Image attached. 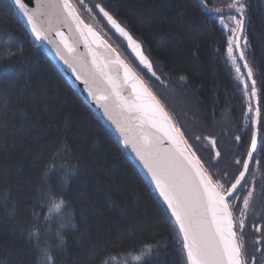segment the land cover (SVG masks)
<instances>
[{
  "label": "trees",
  "instance_id": "16d2710c",
  "mask_svg": "<svg viewBox=\"0 0 264 264\" xmlns=\"http://www.w3.org/2000/svg\"><path fill=\"white\" fill-rule=\"evenodd\" d=\"M72 2L84 23L141 76L214 180L226 188L243 168L259 108L257 148L231 208L238 233L244 219L248 264H264V0H241V48L253 69L256 105L250 81L245 95L228 59V33L218 21L232 22V0H206L207 7L199 0ZM96 5L141 44L160 81L140 66ZM206 137L220 153L215 162ZM67 168L74 174L64 183ZM247 186L254 188L252 209L242 217ZM50 197L66 206L61 216L48 219ZM145 245L153 248L139 264H186L170 215L141 170L34 40L12 0H0V262L38 264L46 247L52 264H102L113 255L115 264H132L131 255H141Z\"/></svg>",
  "mask_w": 264,
  "mask_h": 264
},
{
  "label": "snow or ice",
  "instance_id": "6c2138e0",
  "mask_svg": "<svg viewBox=\"0 0 264 264\" xmlns=\"http://www.w3.org/2000/svg\"><path fill=\"white\" fill-rule=\"evenodd\" d=\"M201 4L207 7L206 0H201ZM15 6L27 18V23L31 26L36 40H47V34L38 25L35 17L45 14L51 16L54 10L59 9L60 15L66 22L75 24L77 32L86 44L89 36L94 42L103 43L92 28L81 20L72 0H37V8L31 13L23 0H15ZM96 7L116 31L128 40L131 47L139 48L129 33L108 12L100 5ZM228 8L239 13L237 17L229 12L235 27L225 26L226 30L232 33L228 39L229 59L238 74L237 78L243 85L245 95L249 93L248 81L250 80L251 97L255 98L257 89L253 69L245 59L244 50L241 48V34L245 27V6L241 0H232ZM56 35L64 48L71 53L73 49L64 34L57 31ZM244 42L246 43V39ZM233 44H235V50L239 52V60L244 61L243 68L247 70L246 79L240 75L241 68L233 54ZM57 55L59 56V52ZM138 56L140 63L152 71L151 63L142 52L138 53ZM60 59L72 67L76 79L86 85L88 96L102 111L105 119L114 126L119 134L120 142L125 148H131L136 159L151 178L156 192L166 205V211L170 213V221L174 230L177 231L178 243L181 245L186 264H248L242 236L245 227L244 219L240 220L238 233L228 198L233 197L234 191L241 185V181L249 171L250 161L257 147V131L255 130L257 120L255 118L252 120L251 145L247 158L242 162L243 170L239 171V175L231 186L226 188L219 180H214L196 152L192 150L185 135L172 123L171 117L156 96L143 80L120 60L118 55L115 63L120 64L124 69L123 82L111 75L108 65L112 61L101 64L94 59V71L82 74L77 72L64 57L60 56ZM152 74L155 75V72ZM124 85L131 87L133 99L123 94ZM248 111H252L251 107ZM259 113L260 110L257 108V117ZM236 140L239 141L240 137L237 136ZM212 143L215 146L214 140ZM216 155L219 157L220 153L217 152ZM236 163L240 164L241 160L237 159ZM251 195L252 192L249 191L244 200V209L248 208ZM240 215L243 217L245 212L241 211ZM255 230L260 232L261 228L257 227ZM256 243L259 244L260 241L257 240ZM152 248V245H145V251L141 253V256L145 253L150 254ZM256 251L259 252L261 249L257 248Z\"/></svg>",
  "mask_w": 264,
  "mask_h": 264
},
{
  "label": "water",
  "instance_id": "95a60500",
  "mask_svg": "<svg viewBox=\"0 0 264 264\" xmlns=\"http://www.w3.org/2000/svg\"><path fill=\"white\" fill-rule=\"evenodd\" d=\"M199 1L201 2V0H199ZM12 2L14 4V6H15V0H12ZM23 3L29 9L30 13H31L32 10L37 8V0H23ZM15 8L17 9L21 19L23 20L26 28L28 29V31L30 32V34L32 35L34 40L42 47L44 52L56 63V65L64 73V75L69 80V82L75 87V89L80 93V95L85 99V101L93 108V110L103 120V122L106 124V126L108 127L110 132L113 134V136L119 142L120 146L124 149L126 154L138 166V168L141 170V172L143 173V175L145 176V178L147 179V181L149 182V184L151 185V187L155 191L156 195L159 197V193L156 192L155 186L151 182V178L147 175L146 171L143 169V166L136 159L135 154L131 151V148L130 147L129 148H125V146L120 142L119 134L115 131L114 126H112L110 124V122L105 119V117L103 116L102 111L96 106V104L88 96V93L86 91V85L81 83L80 81H78L76 79V76L73 74L72 67H69L68 64H65L64 60L60 59V56L64 57V59L67 60L69 64H71L73 67L76 68L77 72H81L82 74L85 73V72L91 73V72L94 71V66H93V60L94 59L98 63H101V64L104 63L105 61H112V63H110L108 65L110 73H111L112 76L118 78L119 81H121V82H123V79H124V69H123V67H121L120 64L115 63L117 55L119 56L120 60H122L124 62V64H126L129 68L132 69L133 72H135L134 69L129 65V63L108 42L102 40L103 43L99 44L97 42H94L92 37L89 36L88 42L86 44L85 40L81 37L80 33L77 32L75 24L71 23L70 21L66 22L63 19V17L60 15L59 9L54 10L53 14L51 16H49L48 14H45L43 16L38 15V16L35 17L36 20H37L38 25L41 28H43V30L47 34V40H36L34 35H33V33H32V31H31V26L27 23V18L24 16L23 12L20 11L16 6H15ZM98 12L101 15V17L104 19V21L106 22L108 27L114 32V34L116 36H118L119 38H121L126 43L127 48L131 51L132 55L138 60L140 66L148 73V75L150 77L160 81L158 76L152 74L154 72L153 69H152V71H149V69L147 67H145L143 64L140 63V59H139L138 53L142 52V54L144 55L143 48H142L141 44L138 41H136L132 37V35L129 33V31H127L123 27L129 33V35L132 37L133 41L136 44L139 45L138 49H135L134 47H131L129 45L128 40L124 36H122L119 32L116 31V29L109 23V21L103 15V13L100 11L99 8H98ZM212 12L219 13L218 11H212ZM109 15H111V14H109ZM113 19H115V18L113 17ZM116 22L119 24V22L117 20H116ZM81 27H83V25H81ZM57 31H60V32H62L64 34V36L67 39L69 45L73 49V51L71 53H69L67 51V49L64 48V45L60 43V39L56 35ZM85 34L87 35L86 30H85ZM241 41H242V39H241ZM58 52H59V56L57 55ZM147 60H148V58H147ZM246 73H247V70H246ZM144 84H145V82H144ZM250 84H251V81H250ZM123 94L126 97H128L129 99H133L132 89H131L130 86H128V85H124L123 86ZM256 100H257V95H256L255 98H253V102L255 103V105L257 104ZM256 110H257V108L254 111L253 119L255 118L257 120V124L255 126V130L257 131V128H258V117L256 116ZM172 123H173V121H172ZM257 136H258V134H257ZM205 140L211 146V148L213 149L215 160H217L219 158L216 155V153L218 151L216 149V146H213V143H212L213 140H210V139H205ZM165 144H167V141H165ZM245 179H246V175H245L244 180L241 181V185L238 186V188L234 191L233 197L237 193L239 188L242 186V184L245 181ZM233 197H229L228 199L230 200ZM238 200H239V197H236L235 205L238 203ZM164 206L166 208V205H164ZM169 215H170V213H169Z\"/></svg>",
  "mask_w": 264,
  "mask_h": 264
},
{
  "label": "clouds",
  "instance_id": "9594fccd",
  "mask_svg": "<svg viewBox=\"0 0 264 264\" xmlns=\"http://www.w3.org/2000/svg\"><path fill=\"white\" fill-rule=\"evenodd\" d=\"M49 173L45 172L44 175L45 177ZM73 170L71 168H67L64 170V174L61 176V179L64 183H67L70 181L72 175H73ZM66 204L65 201L61 198L57 197H50L49 203H48V209H47V218L51 219L55 216H61L63 209L65 208ZM63 219V217H61ZM63 231V226L61 225V233ZM34 235H38L37 233H34ZM58 242L63 244L64 243V238L62 234H58ZM142 260V256L140 254H132L131 255V261L132 264H139V262ZM109 261L111 264H115L116 262V257L113 255L111 257H105V260L102 261V264H109ZM2 264V262H0ZM38 264H52V257H51V252L50 249L46 247H42L40 251V259L38 260Z\"/></svg>",
  "mask_w": 264,
  "mask_h": 264
},
{
  "label": "rangeland",
  "instance_id": "374dc122",
  "mask_svg": "<svg viewBox=\"0 0 264 264\" xmlns=\"http://www.w3.org/2000/svg\"><path fill=\"white\" fill-rule=\"evenodd\" d=\"M231 11H233L234 12V15H236L237 17L239 16V13H236L235 12V10L234 9H231ZM218 21H219V23H220V25H221V27L225 30V32L226 33H228V39H229V36H231L232 35V33L230 32V31H227L226 30V28H225V26H227V27H235V24H234V22H232L231 24L229 23V20H225V19H222V18H219L218 19ZM244 45H245V42L243 41V48H244ZM245 49V48H244ZM233 54L236 56V58H237V61H238V65H239V67L241 66V60H239V55L238 54H236V50H235V44H233ZM227 56H228V59H229V55H228V48H227ZM230 60V59H229ZM230 62H231V60H230ZM232 64V63H231ZM242 73H243V70H241V73H240V75H242ZM248 187V186H247ZM245 187V195H243V199H242V202H241V208L243 209V211H245V210H247L248 211V208L250 209H252V202H251V197H252V195H251V197L249 198V206H248V208L247 209H244V200H245V198L248 196V193H249V191H251L252 192V194L254 193V188H251L250 189V187ZM256 231V230H255ZM257 232V231H256ZM260 233H261V231L258 233V235H260Z\"/></svg>",
  "mask_w": 264,
  "mask_h": 264
},
{
  "label": "bare ground",
  "instance_id": "6f19581e",
  "mask_svg": "<svg viewBox=\"0 0 264 264\" xmlns=\"http://www.w3.org/2000/svg\"><path fill=\"white\" fill-rule=\"evenodd\" d=\"M238 143H239V141H238Z\"/></svg>",
  "mask_w": 264,
  "mask_h": 264
}]
</instances>
